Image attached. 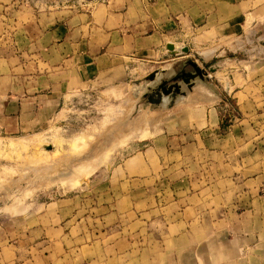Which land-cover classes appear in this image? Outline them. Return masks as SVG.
<instances>
[{
  "label": "rangeland",
  "instance_id": "1",
  "mask_svg": "<svg viewBox=\"0 0 264 264\" xmlns=\"http://www.w3.org/2000/svg\"><path fill=\"white\" fill-rule=\"evenodd\" d=\"M96 1L0 0V48L24 49L33 24ZM253 16L235 38L168 34L48 128L0 135V264H264V15Z\"/></svg>",
  "mask_w": 264,
  "mask_h": 264
},
{
  "label": "crops",
  "instance_id": "2",
  "mask_svg": "<svg viewBox=\"0 0 264 264\" xmlns=\"http://www.w3.org/2000/svg\"><path fill=\"white\" fill-rule=\"evenodd\" d=\"M67 11L33 24L24 49L15 38L0 48L1 136L48 128L78 94L126 80L138 56L160 48L168 34L235 38L245 32V16L264 15V0H99Z\"/></svg>",
  "mask_w": 264,
  "mask_h": 264
},
{
  "label": "bare ground",
  "instance_id": "3",
  "mask_svg": "<svg viewBox=\"0 0 264 264\" xmlns=\"http://www.w3.org/2000/svg\"><path fill=\"white\" fill-rule=\"evenodd\" d=\"M170 44H172L171 49H169L170 52H171V51H175L176 53H180V52H182L183 48L186 47V46L184 45V46L181 48V50L179 51V50L176 48V46H175V44H174L173 42H171Z\"/></svg>",
  "mask_w": 264,
  "mask_h": 264
},
{
  "label": "water",
  "instance_id": "4",
  "mask_svg": "<svg viewBox=\"0 0 264 264\" xmlns=\"http://www.w3.org/2000/svg\"><path fill=\"white\" fill-rule=\"evenodd\" d=\"M171 46H172V44H168V48L169 49H171ZM182 51H184V52H188L189 51V48L186 46L185 48H183V50ZM171 53H176L175 51H171Z\"/></svg>",
  "mask_w": 264,
  "mask_h": 264
}]
</instances>
